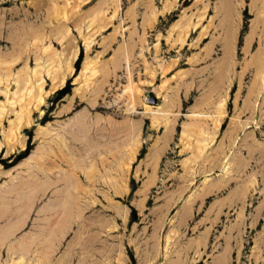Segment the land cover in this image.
<instances>
[{"label":"rangeland","instance_id":"1","mask_svg":"<svg viewBox=\"0 0 264 264\" xmlns=\"http://www.w3.org/2000/svg\"><path fill=\"white\" fill-rule=\"evenodd\" d=\"M0 64V264H264V0H0Z\"/></svg>","mask_w":264,"mask_h":264},{"label":"bare ground","instance_id":"2","mask_svg":"<svg viewBox=\"0 0 264 264\" xmlns=\"http://www.w3.org/2000/svg\"><path fill=\"white\" fill-rule=\"evenodd\" d=\"M83 1V0H82ZM67 4V3H66ZM75 5H77V4H75ZM52 9V11H53V14H55L54 15V19H59V18H66V19H69V15L71 14V12H72V9L73 8H67V6H64V7H58V6H55V5H53L52 7H51ZM52 11H51V13H52ZM70 12V13H69ZM77 52H78V50H76L75 49V51H73V54L70 56L71 57V60L70 61H68L67 60V62H66V68H67V72L68 73H72V71H73V65H72V63H73V60L76 58V56H77ZM12 62V61H11ZM3 63H5V61L3 60V61H1V64H3ZM0 64V65H1ZM84 65V64H83ZM93 69L92 70V72L90 73V76L89 77H85V79H84V82H85V85H90L91 83H90V77L92 76V75H94L96 72H97V70L95 69L96 68V65L94 64V65H90L89 63H85V65H84V71H86V70H88V69ZM0 69H1V67H0ZM37 70V69H36ZM262 70V69H261ZM35 73H37V71L35 72ZM260 73H262L261 71H259V73H258V77H259V75H260ZM3 75V74H2ZM36 75V74H35ZM8 76H9V74H5L4 73V77L3 78H5V79H8ZM0 77H1V75H0ZM41 78V77H40ZM39 78V79H40ZM52 79H57V81L59 82V83H57V84H54L53 85V87H52V89H54V88H56L57 86L60 88V86L62 85V84H64V82H65V74L63 73L62 75H60L59 73L58 74H56L55 76L53 75V77H52ZM90 83V84H89ZM255 85V84H254ZM36 86V85H35ZM257 87V86H256ZM260 88V87H259ZM33 88H32V86H31V89L28 91V100L25 102V103H23L21 106H20V112L18 113V117H17V119H16V121L15 122H12V126L10 127V129H9V132H8V134H9V136H8V138H7V140L8 141H11V140H13L14 139V137L17 135V130H19L22 126H23V123L24 124H29L30 123V118H29V116H30V110H29V105L33 102H36V105L35 106H37V105H39L40 103H42V101H44L43 100V93H42V83H40V84H38L37 86H36V88L34 89V91L32 90ZM26 93H27V91H25ZM24 92V93H25ZM22 96H23V92H22V94H21ZM219 108V107H218ZM218 111H217V113H218V116L220 117V115L222 114V112L220 111L221 110V108H219V109H217ZM23 118H24V120H23ZM218 119V118H217ZM215 125L217 126V121L215 122ZM12 147V146H11ZM11 147L10 148H8V150L6 151V153L9 151V149L10 150H12L11 149ZM13 148V147H12ZM202 148H203V146L201 145L200 146V150H202ZM0 149H1V145H0ZM135 153V148L133 147V146H131L130 148H129V156H131V158L130 159H132L133 157H132V155ZM126 164V163H125ZM124 163H123V165H125ZM92 168H94V167H92ZM92 168H91V170L90 171H92ZM94 169H96V167L94 168ZM93 169V171H95ZM221 186V184H219L218 185V187H220ZM213 187H216V184H214V186ZM79 216V215H78ZM23 262V260H18V262H16V264H21ZM34 264H39V263H34Z\"/></svg>","mask_w":264,"mask_h":264}]
</instances>
